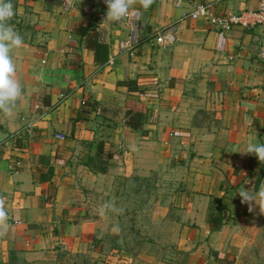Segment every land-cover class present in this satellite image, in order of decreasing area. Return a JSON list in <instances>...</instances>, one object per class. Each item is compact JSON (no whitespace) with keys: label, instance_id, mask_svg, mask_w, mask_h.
I'll list each match as a JSON object with an SVG mask.
<instances>
[{"label":"crops","instance_id":"obj_1","mask_svg":"<svg viewBox=\"0 0 264 264\" xmlns=\"http://www.w3.org/2000/svg\"><path fill=\"white\" fill-rule=\"evenodd\" d=\"M11 2L8 23L23 37L10 53L22 96L12 116L0 112V142L38 115L37 104L48 111L18 148L0 147L11 224L0 264H237L247 223L264 216V198L250 212L236 194L264 185V166L241 154L249 142L264 144V26L219 31L184 16L197 4H212L215 16L239 14L259 0L137 3L136 42L130 18L105 20V0ZM95 33L108 47L103 63L87 44ZM128 112L143 114L139 129L128 126ZM121 179L164 195L157 216H169V244L132 254L101 240L89 197Z\"/></svg>","mask_w":264,"mask_h":264},{"label":"rangeland","instance_id":"obj_2","mask_svg":"<svg viewBox=\"0 0 264 264\" xmlns=\"http://www.w3.org/2000/svg\"><path fill=\"white\" fill-rule=\"evenodd\" d=\"M116 189L113 188L95 192L90 196L87 204L90 215L97 213L96 223L101 231V240L105 244L116 247V249L132 252L136 246L146 244H169V234L171 232L167 217L157 216L161 214V209L166 208L160 202V197L150 196V190H135L128 180L116 181ZM149 192V195L147 194ZM106 201H114L117 208L123 209L119 214L108 211L106 215H99V206ZM163 206V207H162ZM159 209V210H158ZM92 219L94 216H88ZM162 218V220H160ZM119 231H113L117 226ZM248 225V226H247ZM246 236L241 245V252L235 259L237 264H264V216H251L247 223ZM99 240V239H98ZM180 261L186 257L184 253ZM180 258V257H179Z\"/></svg>","mask_w":264,"mask_h":264},{"label":"clouds","instance_id":"obj_3","mask_svg":"<svg viewBox=\"0 0 264 264\" xmlns=\"http://www.w3.org/2000/svg\"><path fill=\"white\" fill-rule=\"evenodd\" d=\"M137 3L146 9L153 3V0H105L107 6L105 20L115 22L124 18H135L138 15L134 7ZM15 14L11 0H0V112L9 117L14 114L16 103L22 96V86L16 78V65L10 54L13 49L23 45V37L12 24L8 23ZM241 154L254 155L259 162H264V144L249 142ZM251 183L252 181L248 180L245 184ZM236 194L239 195L242 204L248 205V210L251 212L256 205H259L257 201L264 198V185L258 192L241 186ZM108 211L119 214L123 209L117 208L114 201H106L99 206V215L104 216ZM9 220L6 200L0 196V237L9 232L11 228ZM113 231H119L118 225L114 226Z\"/></svg>","mask_w":264,"mask_h":264},{"label":"built area","instance_id":"obj_4","mask_svg":"<svg viewBox=\"0 0 264 264\" xmlns=\"http://www.w3.org/2000/svg\"><path fill=\"white\" fill-rule=\"evenodd\" d=\"M213 5L209 4H197L195 9L184 17H188L191 20L204 19L206 22L215 30H226L234 27L241 29H253L256 27L264 26V0H259L258 7L252 11H244L239 14H224L223 16H215L212 14ZM137 16L131 19V42H136L138 38V22ZM174 39L173 35L165 36V41L170 42ZM82 105L84 102L81 103ZM37 109H42L34 119H30L17 133H13L7 138L0 142V147L3 149L7 148H18V138L21 133L31 131L38 121L45 116L48 110L36 105ZM14 168L21 166L20 161H15Z\"/></svg>","mask_w":264,"mask_h":264},{"label":"trees","instance_id":"obj_5","mask_svg":"<svg viewBox=\"0 0 264 264\" xmlns=\"http://www.w3.org/2000/svg\"><path fill=\"white\" fill-rule=\"evenodd\" d=\"M93 38L94 39H90L87 44L95 52V62L103 63L106 57L108 47L103 41L100 40L98 34L95 33ZM126 117H127V124L132 129L136 130L142 126L143 114L139 112L137 113L128 112L126 114ZM105 147L106 145L102 143V145H100L98 149V156H100V163L103 166L101 169L102 171H104L105 169V164H106L105 159L107 157L106 154L104 153ZM252 161H253L252 164L254 166H264V162H259L254 155H252ZM220 217H221L220 199H216L213 201V203L210 205L209 208L208 223L209 226L212 228V230H215L219 227Z\"/></svg>","mask_w":264,"mask_h":264}]
</instances>
